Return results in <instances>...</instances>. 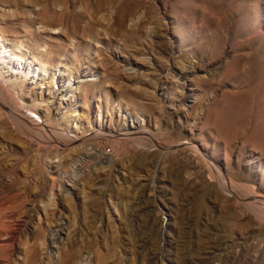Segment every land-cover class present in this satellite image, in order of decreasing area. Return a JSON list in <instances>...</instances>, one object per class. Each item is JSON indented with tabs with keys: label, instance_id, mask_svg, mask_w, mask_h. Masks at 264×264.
Segmentation results:
<instances>
[{
	"label": "rangeland",
	"instance_id": "1",
	"mask_svg": "<svg viewBox=\"0 0 264 264\" xmlns=\"http://www.w3.org/2000/svg\"><path fill=\"white\" fill-rule=\"evenodd\" d=\"M127 1L115 31L122 0L64 12L0 0L4 40L42 65L16 90L24 73L0 61L1 216L15 264L38 226L33 264H264V0ZM12 108L63 133L75 111L93 131L74 147L40 141ZM133 122L152 144L124 134Z\"/></svg>",
	"mask_w": 264,
	"mask_h": 264
},
{
	"label": "bare ground",
	"instance_id": "2",
	"mask_svg": "<svg viewBox=\"0 0 264 264\" xmlns=\"http://www.w3.org/2000/svg\"><path fill=\"white\" fill-rule=\"evenodd\" d=\"M36 1L38 2V4L41 5V8H40L41 10L43 8H45L46 6H48L49 4L60 3L62 6L61 12H64L68 7L76 6V4H83L84 7L88 11H89V9L91 10L90 6H95V8H97V10H98V9H100V6L103 5V4H101L102 0H89V1L88 0H36ZM138 1H141V0H138ZM130 9H131V5L127 0H122V2L115 9V15L113 16V24L116 27L115 31L119 27L124 25V23L126 21V16H127V14H129ZM58 26H63V21H61V20L58 21L57 22V28H58ZM4 39L5 38H4L3 33L0 32V61L4 62L10 68H13V69L14 68H18V69L21 68V70H22L21 72L24 73V78L22 80H20V82H16V80L13 81L11 79L12 82L10 83L11 89L18 90L20 88V90H21V86L24 84V82H26L25 81L26 77H31V78L37 79V76L41 75L40 71H41L42 65L37 66L32 60H26L23 63V60L12 51V49H13V48H11L12 45L8 44L7 43L8 41L6 42ZM1 74H2V71L0 69V75ZM181 79L183 80L182 83H185L186 75L183 74ZM67 80H71L70 74L68 75ZM184 87L186 89V93L182 97H183V100L188 101L189 98L192 97V95H193V93L191 95V92L193 91V89L191 88V86H189V84H186V86H184ZM67 89H69V87L66 88V90ZM63 92L64 91L62 89L61 93H63ZM68 92H70V90H67L65 92V94H67ZM62 95H61V97H62ZM9 106H11V105L9 104ZM10 110H11V113H13V115L17 116V117H22L24 114H26L23 111L18 112L17 110H14L13 108ZM26 110H27V108H26ZM79 117H80V114L76 113L75 111H73L72 113L70 112V114H65L61 117V120L64 121L65 126L68 128L69 132L72 133V134L71 133L69 134V132L63 133L61 130H56L54 128H49V127L45 128V126L40 124L37 120H34L33 118H30L28 116L30 124L33 123V125H34V123L36 122L34 132H35L36 128L40 129V133L42 134L43 137H39V140L40 141H49L51 144H55V145H73L74 143H76L78 141L80 142V144H82L85 140H87V135L89 136L88 133L90 131H93V130H90L88 126L82 127L81 123L79 122ZM58 124H60V123H58ZM88 125L90 126V124H88ZM140 126L141 125H138V123H134V122L130 123L123 129L124 134H126V136H129L132 140L142 142L144 144L145 143L148 144L149 142L151 143V140H153V138L151 139L150 136L145 131L141 130ZM95 133H93L91 135L97 136V135L102 134V133L104 135V131H101L100 133L98 132V134L97 133L95 134ZM73 147H74V145H73ZM211 165L213 166V163ZM222 175H220V176H222ZM228 182H230V181H228ZM53 184H54V182L52 183V185ZM238 189H239V186H238ZM240 191H241V189H240ZM2 208H3L2 203L0 202V264H15V262H17L16 258H15V253L20 254V252H18L20 249H19L18 244H16L15 239L10 234L9 225L6 223L5 220L2 219V216H1ZM57 227L58 228H55V230H53L52 232L50 231L48 233L49 234V240L51 243L57 242L66 233V232H64L65 229L62 225H58ZM44 232H45V229H42L39 226L37 227V229L34 231V242L35 243L32 245L33 246L32 248H28V247H26L27 245L26 246L23 245V247H22L23 253L21 254V260L18 261L19 264H33L36 261V257H37L36 256L37 250L35 249L36 240L45 238L46 234L44 235ZM42 243L44 244V239L42 240ZM60 264H65V261L61 260Z\"/></svg>",
	"mask_w": 264,
	"mask_h": 264
}]
</instances>
